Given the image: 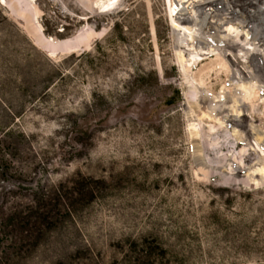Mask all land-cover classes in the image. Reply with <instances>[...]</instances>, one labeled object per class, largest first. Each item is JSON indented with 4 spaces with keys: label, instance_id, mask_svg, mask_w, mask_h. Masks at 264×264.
Returning <instances> with one entry per match:
<instances>
[{
    "label": "rangeland",
    "instance_id": "1",
    "mask_svg": "<svg viewBox=\"0 0 264 264\" xmlns=\"http://www.w3.org/2000/svg\"><path fill=\"white\" fill-rule=\"evenodd\" d=\"M94 1L0 0V264H264V0Z\"/></svg>",
    "mask_w": 264,
    "mask_h": 264
},
{
    "label": "bare ground",
    "instance_id": "2",
    "mask_svg": "<svg viewBox=\"0 0 264 264\" xmlns=\"http://www.w3.org/2000/svg\"><path fill=\"white\" fill-rule=\"evenodd\" d=\"M121 1L122 0H96L93 2V6L101 13H108L117 10L116 8H118L117 6ZM1 4L7 6L8 9L13 12H16V9H18L20 12L18 15L20 24L23 25L27 31L29 41L46 57L51 59L86 45L90 38L97 35L95 32L85 31V29L82 28V30H80L82 32H79L74 37L65 41H57L44 35L43 28L39 22L41 12L36 7L37 3H35V0H1Z\"/></svg>",
    "mask_w": 264,
    "mask_h": 264
}]
</instances>
